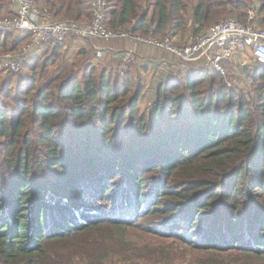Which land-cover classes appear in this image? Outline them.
I'll list each match as a JSON object with an SVG mask.
<instances>
[{"label": "trees", "instance_id": "obj_1", "mask_svg": "<svg viewBox=\"0 0 264 264\" xmlns=\"http://www.w3.org/2000/svg\"><path fill=\"white\" fill-rule=\"evenodd\" d=\"M108 2L109 30L177 43L246 24L250 6L264 28V0ZM36 4L89 17V0ZM134 62L79 68L48 49L0 77V264H264V65L243 72L248 93L203 69L170 75L146 113Z\"/></svg>", "mask_w": 264, "mask_h": 264}, {"label": "built area", "instance_id": "obj_2", "mask_svg": "<svg viewBox=\"0 0 264 264\" xmlns=\"http://www.w3.org/2000/svg\"><path fill=\"white\" fill-rule=\"evenodd\" d=\"M10 4L13 15L0 17V39L13 34L26 40L16 50L0 54V69L8 77L20 74L25 62L39 51L63 48L71 39L125 40L162 51L182 64H200L219 75L225 74V63L237 56L249 55L256 64L264 65V28L257 29L251 24L255 14L253 6L248 10L246 24L227 18L178 45L169 38H158L152 32L134 35L109 30L106 26L108 0H89L87 21L55 20L47 9L37 7L36 0H10ZM93 50L95 60H100L102 49L94 47ZM133 60L132 51H123L117 67L119 74L124 73ZM226 85L230 87L227 82Z\"/></svg>", "mask_w": 264, "mask_h": 264}, {"label": "crops", "instance_id": "obj_3", "mask_svg": "<svg viewBox=\"0 0 264 264\" xmlns=\"http://www.w3.org/2000/svg\"><path fill=\"white\" fill-rule=\"evenodd\" d=\"M13 38L15 37L13 36ZM5 46L6 48H9L10 43H5V40H4L3 48ZM94 46L102 49L103 55L100 60H95L93 56ZM3 48L0 46V49L3 50ZM58 49L61 53V56H63L64 60L67 61L68 59H70L68 60V62H71L74 59L82 58L83 61L91 63L92 65H95V66L97 62H102L107 68H114L119 65L120 54L123 51H127V50L132 51L134 53V60H133L135 61L134 65L141 67L146 64V66H148V69H149L148 71L149 74L152 71L151 77H152V80L156 82V84L158 83V81L163 80L169 77L170 75L175 76L177 74L194 73L196 70L203 69L201 65L197 63H187V64H182L180 62L178 64L173 63L171 62L169 55L162 51L156 50L151 47L131 44L125 40H118V39L113 40V41H90V42L83 41V40H77V39H71L65 44L63 48H58ZM47 50L48 49L39 51V53L36 56L46 53ZM247 56L248 55L237 56L232 61L226 62L225 69H228L227 67L229 64L237 63V62L242 63L243 59H247ZM152 68L154 69L157 68V70L153 71ZM207 72L211 73V71H207ZM146 74L144 75V78ZM221 76L224 77L225 74ZM226 82L227 81L225 80V84ZM155 86L153 87V89L155 88ZM144 87L145 89H144L143 96L145 97V94H146L145 91L147 92V90L148 91H152V90H151V87L148 88V84L145 85L144 83ZM143 96H142V99H143ZM150 96H151V100H150L151 102L154 99V91H152V95ZM141 105H142V102L140 100L139 109L141 112H143Z\"/></svg>", "mask_w": 264, "mask_h": 264}, {"label": "rangeland", "instance_id": "obj_4", "mask_svg": "<svg viewBox=\"0 0 264 264\" xmlns=\"http://www.w3.org/2000/svg\"><path fill=\"white\" fill-rule=\"evenodd\" d=\"M233 17V16H232ZM225 18H222V19H220V20H218V22L219 21H221V20H224ZM215 24V23H214ZM213 25V24H212ZM211 26V25H210ZM209 26V27H210ZM208 27V28H209ZM207 29V28H206ZM11 37H13V36H11ZM191 37H194V35L193 34H191V32L190 31H188L186 34H184V36H183V40H182V42H186L187 40H189V39H191ZM177 39H179V38H177ZM83 41H88V40H83ZM90 42V41H89ZM181 43V42H180ZM94 47H96V46H94ZM3 52H6L5 50H2V49H0V54H2ZM61 54V53H60ZM41 55V54H40ZM39 55V56H40ZM94 56V55H93ZM170 59H171V62H173V63H176V64H178L179 62H175L174 61V59L172 58V57H169ZM68 60H70V59H68ZM67 60V61H68ZM73 61H75L76 63H77V66L79 67V68H81L82 66H83V64H85V63H88V62H86V61H82V60H80V59H74ZM169 61V60H168ZM253 60L251 59V57L248 55L247 56V59H243V61H242V63H239V62H237V63H232V64H229L228 65V69H229V71H228V69H226V71H225V80L227 81V83H229L230 84V87L232 88V87H237V88H239V89H242L243 91H246L247 93H248V91H249V89H248V83H247V81H246V79H245V76H243V72L244 71H248V69L251 67L252 68V66L253 65H255L256 63L253 61ZM132 63V62H131ZM184 63V62H183ZM171 64V63H170ZM104 66L105 67V65L102 63V62H97L96 63V66ZM117 67L118 66H116V69H117ZM206 72L208 71L207 70V68L206 67H203V66H201ZM128 68V67H127ZM226 68V67H225ZM152 70L153 71H156L157 70V68H152ZM118 71V70H117ZM228 71V72H227ZM152 72V71H151ZM151 72H150V74H149V72H147L148 74H149V76H148V74H146V76H145V78H144V83H145V85H147L148 84V88L149 87H151V90L152 91H154V89H153V87L155 86V84H156V82L155 81H153L152 80V77H151ZM119 73V72H118ZM28 73H27V69H23L22 71H21V73L20 74H18V76H22V77H25L26 75H27ZM0 77L1 78H6V77H8L7 75H5L4 73H3V71L0 69ZM9 79L10 78H12V77H8ZM7 79V78H6ZM14 79H16V78H14ZM146 82H147V84H146ZM150 84V85H149ZM152 91H148L147 90V92L145 91V97L143 96V99L141 98V102H142V105H141V108H142V111L143 112H148V110H149V107H150V105H151V103L153 102V100L150 102V100H151V96L150 95H152ZM146 108V109H145ZM148 109V110H147ZM147 110V111H146Z\"/></svg>", "mask_w": 264, "mask_h": 264}, {"label": "bare ground", "instance_id": "obj_5", "mask_svg": "<svg viewBox=\"0 0 264 264\" xmlns=\"http://www.w3.org/2000/svg\"><path fill=\"white\" fill-rule=\"evenodd\" d=\"M216 24V23H215ZM214 25V24H213ZM212 26V25H211ZM198 35V34H197ZM196 36V35H195ZM170 39V38H169ZM171 40H173V39H171ZM174 41V43H176V44H178V45H180L181 43H177L175 40H173Z\"/></svg>", "mask_w": 264, "mask_h": 264}]
</instances>
